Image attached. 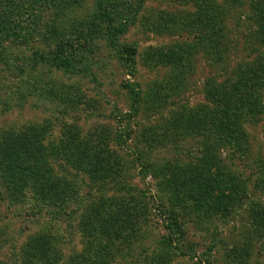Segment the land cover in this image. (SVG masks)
<instances>
[{"label":"rangeland","instance_id":"obj_1","mask_svg":"<svg viewBox=\"0 0 264 264\" xmlns=\"http://www.w3.org/2000/svg\"><path fill=\"white\" fill-rule=\"evenodd\" d=\"M100 1L0 0L11 33L0 36V134L36 126L57 146L104 134L122 162L103 182L87 167L53 166L80 193L68 217L52 215L30 190L14 202L0 184V263L21 264V253L45 235L67 261L86 249L89 208L130 197L140 230L113 264H264V83L246 74L259 106L241 120L244 139L209 135L231 120L234 105L233 116L242 111L239 69L264 51L253 39V0H103L108 17ZM113 27L130 51L110 44ZM172 174L202 182L172 196ZM204 187H213L206 195L216 204L204 203Z\"/></svg>","mask_w":264,"mask_h":264},{"label":"trees","instance_id":"obj_2","mask_svg":"<svg viewBox=\"0 0 264 264\" xmlns=\"http://www.w3.org/2000/svg\"><path fill=\"white\" fill-rule=\"evenodd\" d=\"M103 2V0L100 1L98 10L108 17L109 14H106ZM253 2L254 11L259 15L256 22L258 30L254 33L253 39L254 41L260 39L264 44V0H253ZM5 25L0 18V36H11ZM111 32L113 35L110 44L119 52L130 51V48L116 43L117 36L122 33V30L113 27ZM222 40V43H226L223 45L222 50L229 52L230 43L227 36L226 39ZM17 44L24 45V43ZM211 54L213 55V52ZM60 66L69 69L70 63L65 61ZM239 72L238 76L242 74V77L240 76L237 80L235 90L237 92L242 91L243 98L245 96L244 103L241 104L242 111L239 115L233 116L235 109L240 104L234 105L230 113L231 120L224 124L220 121L215 132L209 131L210 137L215 138V134H217L218 138L223 140L226 136H230L232 142H240L244 139L241 120L257 112L259 106L255 99L257 98V91H248L250 88L255 89L257 87L249 81L245 82V80L247 74L250 79L264 83V51L256 58L252 68H241ZM60 94L61 92L57 93L56 98L63 101L67 95ZM74 98L76 99L74 103H77V99L82 100L85 97L80 93L74 95ZM137 98L136 95L134 102L137 101ZM219 119H223V117ZM46 138H48L47 129L36 126H25L20 129L2 132L0 134V184L5 189L6 197H10L14 202L25 199L28 190H30L32 195L39 201L53 207L50 212L52 215L68 217L69 213L76 210L74 206L71 208V201L75 199L80 201V193L71 186L63 175L55 172L53 166L64 168L77 165L82 169L87 167L93 178L103 182V180L118 176L122 168V162L119 157L115 156L114 158L112 156V150L109 148L104 134L96 135L84 141H80V137H76L74 143L64 140L61 146L53 145ZM184 173L182 171L179 175L182 176ZM170 177L172 180L169 181L168 185L172 190V196L178 193L180 185H185L189 190L191 186L194 187L195 184H201L202 182L198 183L197 179L192 178L181 182L178 181L180 177L173 174ZM204 188L205 191L202 190V193H200L204 197V203L207 206L216 204L218 197L209 203L210 200L206 195L208 191L212 193L211 189L213 187ZM200 194H194V197L197 198V195ZM1 195L2 193H0V199H2ZM190 195H193L192 192L184 195L183 201L186 197H191ZM222 203L215 206L222 207ZM74 205L79 207L80 202ZM138 206L139 203L130 197L118 198L113 201L104 199L101 203L91 209L89 208L87 213L88 223L85 225L83 233L85 251H81L64 261L62 260V253L56 246V239L45 235L35 239L29 249L21 253V264H113L119 253H123L129 247L131 248L135 237L139 233L141 224L138 217ZM38 213L34 209L31 211L32 215H39ZM172 224L168 225V229L171 238H174L173 234L176 236L177 230ZM1 240H3V237L0 234V249L2 247Z\"/></svg>","mask_w":264,"mask_h":264}]
</instances>
